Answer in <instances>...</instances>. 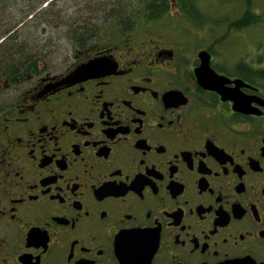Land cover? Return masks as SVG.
Segmentation results:
<instances>
[{
	"label": "flooded vegetation",
	"instance_id": "af4514ba",
	"mask_svg": "<svg viewBox=\"0 0 264 264\" xmlns=\"http://www.w3.org/2000/svg\"><path fill=\"white\" fill-rule=\"evenodd\" d=\"M113 20L0 82V264H264L262 57Z\"/></svg>",
	"mask_w": 264,
	"mask_h": 264
},
{
	"label": "rangeland",
	"instance_id": "374dc122",
	"mask_svg": "<svg viewBox=\"0 0 264 264\" xmlns=\"http://www.w3.org/2000/svg\"><path fill=\"white\" fill-rule=\"evenodd\" d=\"M126 1L127 5L115 8L116 0H0L2 10L0 16L4 19V22L0 24V32L2 28H10V31L18 28L19 39L16 49L32 50L33 53L41 56L38 60L40 64L46 63L52 68L62 70L72 59L73 48L68 41L72 29L87 27V33L91 34L90 32H97L98 27L100 32H106L115 22L110 17L112 13L116 16L136 18L133 14L144 12L142 8L145 7V0ZM197 2L200 4V12L206 16L205 20L221 24L215 32L221 36L227 34L231 55L238 56L243 52L252 53L254 55L251 58L257 55L262 57L261 61L264 63V0H251L252 11L259 16V20L254 26L239 31L233 28L228 29L227 25L237 20L245 10L242 0H197ZM47 3L49 5L41 9ZM165 4L169 7V11L160 18V22L150 26L152 32H164L174 27H181L183 32L189 34L192 32L191 28L200 30L211 24L201 26L192 23L180 26L178 25L179 19L187 18L189 19L187 23L196 22V20H191L184 15L177 0H165ZM30 7L36 14L35 24L24 23L21 26L22 20H28L27 11ZM38 9L41 11L38 12ZM137 16L139 17L136 21L138 27H144V22H146L143 20L144 17ZM11 18L17 19V22L8 21ZM39 21H46L49 24L39 23ZM120 23L121 20H118V26ZM211 26L216 28L213 24ZM6 94L8 96L10 93Z\"/></svg>",
	"mask_w": 264,
	"mask_h": 264
},
{
	"label": "trees",
	"instance_id": "16d2710c",
	"mask_svg": "<svg viewBox=\"0 0 264 264\" xmlns=\"http://www.w3.org/2000/svg\"><path fill=\"white\" fill-rule=\"evenodd\" d=\"M242 1L245 4V10L237 20L227 25L228 29L233 28L234 30L239 31L249 28L258 22L259 16L253 13L251 0ZM177 2L179 3L180 10L184 13V15L189 18H193V20H196L194 24L206 26L211 23L216 27H220L221 24H217L216 22L210 21L208 19L205 20L206 16L200 12V4L199 2H197V0H177ZM127 4L128 2L126 0H116V2L114 3V7L118 8ZM142 9V11L144 12H141V14H133L136 15V18H133L134 23L137 21V18H139L137 15H141V17H144V21H148L154 18H162L169 11V7L165 4V0H145V7ZM33 10L30 7L27 11V14L32 12ZM110 17L112 19H118L120 16H116L112 13ZM7 32L8 30L4 31L5 34ZM82 33L83 32L80 30V28H74L70 31L69 35L73 34L74 38H77L75 41L81 42L85 40L83 37L86 38V36ZM80 38H83V40H79ZM18 39L19 35L15 34L14 36H12L10 42L7 41L4 43V47L2 48V50H0V82L2 83L4 82V78L7 77L9 79H12L18 77L23 73V70H27L31 65H36L41 57L35 52H31L32 50L25 51L24 49H16V46L18 45H15L13 40Z\"/></svg>",
	"mask_w": 264,
	"mask_h": 264
},
{
	"label": "water",
	"instance_id": "95a60500",
	"mask_svg": "<svg viewBox=\"0 0 264 264\" xmlns=\"http://www.w3.org/2000/svg\"><path fill=\"white\" fill-rule=\"evenodd\" d=\"M97 68H98V61L92 60L89 63L81 65L78 68H76L68 78L87 76L90 73H95L97 71ZM207 73L210 74L213 73V71L208 66V59L203 62L201 68L198 71V81L204 87H209L208 85H210L211 83V75H206Z\"/></svg>",
	"mask_w": 264,
	"mask_h": 264
}]
</instances>
